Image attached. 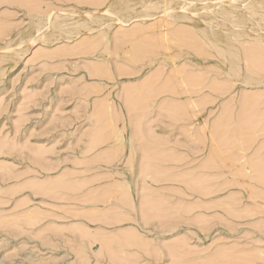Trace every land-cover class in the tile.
I'll return each mask as SVG.
<instances>
[{
  "label": "rangeland",
  "instance_id": "rangeland-1",
  "mask_svg": "<svg viewBox=\"0 0 264 264\" xmlns=\"http://www.w3.org/2000/svg\"><path fill=\"white\" fill-rule=\"evenodd\" d=\"M27 1L0 0V264H264V0H174L170 17L161 4L128 26L90 21L77 41L51 25L34 45L50 6L83 23L92 4Z\"/></svg>",
  "mask_w": 264,
  "mask_h": 264
},
{
  "label": "bare ground",
  "instance_id": "bare-ground-1",
  "mask_svg": "<svg viewBox=\"0 0 264 264\" xmlns=\"http://www.w3.org/2000/svg\"><path fill=\"white\" fill-rule=\"evenodd\" d=\"M30 3H31V1L30 0H28ZM27 1V2H28ZM37 1V0H36ZM81 1H83V0H81ZM85 1H87L88 2V4L89 3H91L92 4V6H93V4H94V2H96L97 3V5L95 6H90V4H89V6H90V10L88 11V16L87 17H85V19H83L84 21H83V23H81L80 22V20H77V21H74L73 22V20L72 19H70V20H72V22L70 23V21L68 22V21H66L60 14H62V13H59V12H55V14L52 16L50 13L53 11V8L50 6V8H48L49 10H46L47 11V16L44 18V17H42V18H40L39 20H38V22H37V27H36V31H35V34H33L32 33V35H30L29 37H28V42L29 43H31V44H33V43H35V42H37V41H43L44 43L46 42V41H48L47 39V36H48V34H47V28H50L51 29V25H53L55 28H58V31H60V33H59V35H62V37L66 34V35H68L67 36V39H68V41L69 40H74L75 39V41H77L76 39V37L79 35V31L81 30L80 29V27H87V26H89V22L90 21H93V22H98V23H100V25L99 26H104V25H106L107 27H109L110 26V24L111 23H109L110 21H113V20H115L116 22H119V23H121V26L123 27V26H128V24H129V20H132L133 18H137V17H140V18H142V17H149V16H152V15H154V13L152 12L153 10H158L160 7H162L161 6V4L163 5V7L164 8H162L163 10H161L162 12L163 11H166V9L167 8H170V7H168V5L170 4V3H172L174 0H142V1H140L139 3H140V5H141V8H140V11H138L137 13H135V14H133V13H125L124 15H122L121 13L123 12H127V11H130L131 10V8H134L135 7V4H129V2H124L123 3V5L120 7L121 8V10H114L113 11V6L112 5H106V7H105V10H106V12H108L106 15H102V14H100V15H98V14H95V13H93L92 12V10H95L96 8H97V10L99 9V8H101L100 7V5H102V3H103V5H105L108 1H110V0H104L105 1V3L104 2H98V1H100V0H95V1H92V0H90V1H92V2H90V1H88V0H85ZM177 1V0H176ZM180 1V0H179ZM190 1H192V0H190ZM194 1V0H193ZM192 1V2H193ZM204 1V0H203ZM207 1V0H206ZM210 1V0H209ZM209 1H207V2H209ZM2 2V1H1ZM41 2V1H40ZM87 2H85V4L86 5H88L87 4ZM182 2V1H181ZM186 2H187V0H186ZM191 2V3H192ZM226 2V1H225ZM232 2H234L233 0H232ZM251 2V1H250ZM11 3V2H10ZM98 3H99V5H98ZM215 3V2H214ZM255 3V2H254ZM261 3H263V2H261ZM112 4H114L113 2H112ZM173 4H175V3H173ZM183 4H186V3H182L181 4V6L183 5ZM220 4V3H219ZM257 4H259L258 2H257ZM81 5H84V3L83 4H81ZM171 5V4H170ZM169 5V6H170ZM177 5V4H176ZM221 5V4H220ZM260 5V4H259ZM263 5V4H262ZM166 6V7H165ZM184 6V5H183ZM207 6V5H206ZM209 6V5H208ZM216 6H218V5H216ZM216 6H214V7H216ZM235 6H238V5H235ZM248 6H249V4H248ZM32 7V6H31ZM39 7V6H38ZM76 7V6H75ZM174 7V6H173ZM180 7V4H178V8ZM214 7H212V8H214ZM250 7V6H249ZM254 7V6H253ZM37 8V7H36ZM185 8V7H184ZM194 8V7H193ZM206 8V7H205ZM204 8V9H205ZM211 8V9H212ZM222 9H223V7H221ZM233 8V7H232ZM39 9V8H38ZM76 9H78V8H74L73 10H71V12L72 13H76L77 11H76ZM161 9V8H160ZM179 9H181V8H179ZM186 9V8H185ZM190 9V8H189ZM192 9V8H191ZM191 9H190V11H191ZM208 9H210V8H208ZM228 9V8H227ZM36 10V9H35ZM100 10V9H99ZM127 10V11H126ZM171 10H175L174 8H172L171 7ZM201 10V9H200ZM217 10V9H216ZM216 10H215V12H216ZM253 10V9H252ZM257 10V9H256ZM261 10H262V8H261ZM29 11V10H28ZM42 11V10H41ZM168 11H169V9H168ZM178 11V10H177ZM182 11H184V10H182ZM187 11V10H186ZM190 11H188V12H190ZM205 11V10H204ZM221 10H219V12H220ZM254 11V10H253ZM252 11V12H253ZM176 11H174V13H175ZM179 12V11H178ZM194 12V11H193ZM207 12V11H206ZM235 12V11H234ZM237 12V11H236ZM257 12V11H256ZM38 13V12H37ZM45 13V12H44ZM43 13V14H44ZM164 13V12H163ZM167 13V11L164 13V16H165V14ZM209 13V12H208ZM214 13V12H213ZM222 15H224V16H226V17H229L228 19H230V17H231V15L233 14V12L230 10L229 11V9L228 10H226L225 9V11L223 10L222 12ZM263 13V12H262ZM172 14H173V12H172ZM171 13H170V15H172ZM176 14V13H175ZM178 14H180V12L178 13ZM193 14V13H192ZM191 14V15H192ZM195 14V13H194ZM210 14V13H209ZM235 14V13H234ZM240 14V13H239ZM257 14V13H256ZM167 15V14H166ZM170 15H167V16H169L170 17ZM196 15H197V12H196ZM208 15V14H207ZM220 15V14H219ZM221 15V16H222ZM245 15V14H244ZM249 15H252L251 13L249 14ZM255 15V14H254ZM258 15H259V13H258ZM263 15H264V13H263ZM45 16V15H44ZM188 16H190L189 14H188ZM195 16V15H194ZM210 16H212V15H210ZM218 16V15H217ZM256 16V15H255ZM10 17V16H9ZM176 17H177V15H176ZM180 17V16H179ZM192 17V16H191ZM209 17V16H208ZM223 17V16H222ZM225 17V18H226ZM172 18V17H171ZM170 18V19H171ZM183 18V17H182ZM186 18H188V17H186ZM190 18V17H189ZM188 18V19H189ZM212 18H215V17H212ZM218 18V17H217ZM234 18V17H233ZM236 18H238V17H236ZM242 19H243V16L241 17ZM1 19V18H0ZM37 19V18H36ZM167 19H168V17H167ZM172 19H174V18H172ZM179 19V18H178ZM209 19H210V17H209ZM218 19H220V18H218ZM240 18H238V20H239ZM249 19V18H248ZM68 20V19H67ZM175 20H177V18L175 19ZM204 20V19H203ZM208 20V19H207ZM244 20V19H243ZM258 20V19H257ZM264 20V19H263ZM82 21V20H81ZM211 21H213V19H211ZM211 21H209V23L211 22ZM215 21V20H214ZM217 21V20H216ZM230 21V20H229ZM260 22H262L261 20H259ZM10 22V21H9ZM131 22V21H130ZM170 22V21H169ZM226 22V21H225ZM233 22V21H232ZM238 22V21H237ZM243 22V21H242ZM8 23V22H7ZM91 23V22H90ZM172 23V22H171ZM208 23V24H209ZM221 23H223L222 21H221ZM228 23H230V22H228ZM227 23V24H228ZM238 23H240V21L238 22ZM244 23V22H243ZM95 24V23H94ZM97 24V23H96ZM95 24V25H96ZM224 24V23H223ZM232 24H235V22L234 23H232ZM264 24V23H263ZM114 25V24H113ZM112 25V26H113ZM129 25H131V24H129ZM211 25V24H210ZM213 25V24H212ZM211 25V26H212ZM220 25V24H219ZM231 25V24H230ZM236 25H238V24H236ZM240 25H242L243 26V24L241 23ZM245 25V24H244ZM111 26V27H112ZM233 28H239L238 26L237 27H234L233 25H231ZM264 26V25H263ZM93 27V26H92ZM213 27H214V25H213ZM218 27V26H217ZM226 27H227V25H226ZM54 28V29H55ZM98 28V27H97ZM101 28V27H100ZM104 28V27H103ZM183 28V27H182ZM215 28V27H214ZM228 28V27H227ZM80 29V30H79ZM95 29V28H94ZM178 29H180V28H178ZM213 29V28H212ZM241 29H242V27H241ZM0 30H1V28H0ZM49 30V29H48ZM107 29L105 28L104 29V31H106ZM142 30L144 31L145 29L144 28H142ZM230 30H231V28H230ZM245 30V29H244ZM244 30H243V32H244ZM30 31V30H29ZM31 31H33V29L31 30ZM43 31V32H42ZM90 31H92V30H90ZM102 31V30H101ZM111 31V30H110ZM112 31H113V29H112ZM122 31V30H121ZM120 31V32H121ZM141 31V30H140ZM139 31V29L138 28H135V29H133V31H128V30H124V31H122L123 33L121 34V37L122 36H124V38H123V40L125 39H128V41L131 39V38H138V33L140 32ZM143 31H141V32H143ZM218 31V30H217ZM233 31V30H232ZM241 31V30H240ZM2 32V31H1ZM51 32V31H50ZM57 32V31H56ZM82 32V31H81ZM118 32V31H117ZM177 32H178V30H177ZM181 32V31H180ZM203 32V31H202ZM215 32V31H214ZM239 32V31H238ZM237 32V33H238ZM5 33V32H4ZM174 33V32H173ZM176 33V32H175ZM209 34H207V38H210L211 39V37H212V35H210V32H208ZM229 33H231V32H229ZM236 33V32H235ZM2 34V33H1ZM52 34V33H51ZM50 34V35H51ZM64 34V35H63ZM71 34H73V35H77V36H75V37H73ZM109 34V33H108ZM119 34V33H118ZM120 34H119V36H120ZM179 34V33H178ZM187 34V33H186ZM216 34V33H215ZM241 34H244V33H241ZM49 35V36H50ZM71 35V36H70ZM105 35H107V34H105ZM183 35V34H182ZM208 35H210L211 37H208ZM231 35V34H230ZM235 35H240V34H235ZM56 36V35H55ZM241 36V35H240ZM57 37V36H56ZM55 37V38H56ZM95 37V36H94ZM110 37V36H109ZM121 37H118V39L119 38H121ZM140 37V36H139ZM190 37V36H189ZM231 37V36H230ZM234 37H236V36H234ZM50 38V37H49ZM57 38H59V37H57ZM61 38V37H60ZM79 38V37H78ZM87 38V37H86ZM108 38V37H107ZM170 38V37H169ZM206 38V39H207ZM241 38V37H240ZM24 39H26V38H24ZM65 39V38H64ZM91 39H94V38H91ZM116 39V38H115ZM140 39V38H139ZM172 39V38H171ZM210 39H208L209 41H211ZM237 39V38H236ZM56 40V39H55ZM54 40V41H55ZM66 40V39H65ZM98 40V39H97ZM108 40H110L109 38H108ZM121 40H122V38H121ZM166 40H168L167 38H166ZM51 41V40H50ZM106 41V40H105ZM119 41V40H118ZM130 41H132V39L130 40ZM145 41V40H144ZM174 41H175V39H174ZM198 41H199V39H198ZM208 41V42H209ZM218 41H222L221 39L220 40H218ZM237 41V40H236ZM52 42V41H51ZM96 42V41H95ZM95 42H89V41H87V43L88 44H90V45H93ZM116 42V41H115ZM120 42V41H119ZM138 42V41H137ZM184 42H186V41H184ZM211 42H214V41H211ZM235 42V41H234ZM81 43H83V42H81ZM110 43V42H109ZM127 43V42H126ZM148 43V42H147ZM167 43V42H166ZM170 43V42H169ZM175 43V42H174ZM203 43V42H202ZM215 43H218V42H216L215 41ZM224 43H227V44H229L228 42H224ZM86 44V43H85ZM108 44V43H107ZM106 44V45H107ZM141 44V43H140ZM145 44V43H144ZM172 44V43H171ZM220 44V43H219ZM223 44V43H222ZM233 44V43H232ZM34 45V44H33ZM74 45V44H73ZM114 45V44H113ZM174 45V44H173ZM214 45V44H213ZM216 45V44H215ZM105 46V45H104ZM218 46V45H217ZM226 46V45H225ZM232 46V45H231ZM65 47V46H64ZM74 47V46H73ZM88 47V46H87ZM86 47V48H87ZM107 47V46H106ZM114 47V46H113ZM131 47V46H130ZM136 47H137V45H136ZM139 47V46H138ZM229 46H227V48H228ZM233 47H235V45L233 46ZM89 48V47H88ZM91 48V47H90ZM94 48V47H93ZM132 48V47H131ZM147 48V47H146ZM230 48V47H229ZM228 48V49H229ZM78 49V44H77V46H75L73 49L72 48H69V47H67V48H62V49H60V51L59 50H57L59 53L60 52H62V53H65V54H63V55H65L66 56V54H68V53H71V52H74V51H76ZM95 49V48H94ZM98 49V48H97ZM170 49V48H169ZM13 50V49H12ZM62 50V51H61ZM82 50V49H81ZM109 49L107 48V51H108ZM125 50H127L126 48H125ZM141 50H142V48H141ZM202 50V49H201ZM225 50V49H224ZM232 50V48H230L229 49V51H230V53L232 54V55H236V52L235 51H231ZM237 50H238V48H237ZM56 51V52H57ZM89 51V53H90V50H88ZM92 51V50H91ZM96 51V50H95ZM99 51H101V49L99 50ZM99 51H97V52H99ZM114 51V50H113ZM128 51V50H127ZM130 51V54H131V57H135L136 58V56L137 57H139L140 56V54H141V51H140V48H132V49H130L129 50ZM144 51H145V49H144ZM196 51V50H195ZM209 51V50H208ZM222 50H220L219 52H221ZM228 51V52H229ZM15 52V51H14ZM23 52H25L24 50H23ZM41 52H43V50L41 51ZM149 52V51H148ZM199 52V51H198ZM225 52H226V50H225ZM11 53H13V52H11ZM21 53H22V51H21ZM44 53H45V51H44ZM61 53V54H62ZM82 53V52H81ZM87 53V52H86ZM89 53H87V54H89ZM95 53V52H94ZM107 53H110V50H109V52H107ZM126 53V52H125ZM129 53V52H128ZM140 53V54H139ZM152 53V52H151ZM150 53V54H151ZM206 53V52H205ZM204 53V54H205ZM222 53H224L223 51H222ZM17 54H18V52H17ZM43 54V53H42ZM56 54V53H55ZM76 54V53H75ZM102 54V53H101ZM115 54V52H113V55ZM118 54V51H117V53L115 54V55H117ZM127 54V53H126ZM136 54H138V55H136ZM9 55H10V53H9ZM15 55V57H17V56H19L20 57V54H18V55H16V53L14 54ZM36 55V54H35ZM51 55V54H50ZM63 55H61V56H63ZM70 55V54H69ZM80 55V54H79ZM83 55V54H82ZM94 55V54H93ZM110 55H111V53H110ZM144 55H145V53H144ZM208 55H209V53H208ZM7 57H9V58H11L10 56H8V55H6ZM13 56V55H12ZM22 56V55H21ZM37 56V55H36ZM60 56V55H59ZM112 56V55H111ZM125 56V55H124ZM130 56V55H129ZM224 56V55H223ZM4 57V56H3ZM19 57H17V58H19ZM44 57V56H43ZM101 57V56H100ZM128 57V56H127ZM48 58V57H47ZM130 58V57H129ZM237 58V57H236ZM253 58V57H252ZM1 59H3V58H1ZM7 59V58H6ZM12 59H14V57L12 58ZM16 59V58H15ZM131 59V58H130ZM134 59V58H133ZM232 59V58H231ZM34 60V59H33ZM39 60V59H38ZM234 60V59H233ZM239 60V59H238ZM3 61V60H2ZM131 61H132V59H131ZM137 61V60H136ZM33 62V61H32ZM233 62H235V61H233ZM238 62V61H237ZM1 63H3V62H1L0 61V64ZM56 65V64H55ZM236 64H234L233 65V69L235 70H233L235 73H236V70L237 69H235V66ZM97 67V66H96ZM95 67V68H96ZM126 67V66H125ZM125 67H123V68H125ZM65 68V67H64ZM93 68V67H92ZM91 68V69H92ZM100 69H98L99 70V72L101 73L102 71H101V67H99ZM75 70V69H74ZM94 70V69H93ZM98 70H95L96 72L98 71ZM137 70V69H136ZM128 71V70H127ZM181 71V70H180ZM126 72V71H125ZM129 72H130V70H129ZM133 72H136V71H133ZM178 72V71H177ZM192 72V71H191ZM94 73V72H93ZM127 73V72H126ZM181 73H183V72H181ZM181 73H180V75H181ZM186 73V72H185ZM238 73V72H237ZM158 74V73H157ZM159 76H161V75H159ZM201 76V75H200ZM175 77V76H174ZM188 77H189V74H188ZM184 78H185V76H184ZM151 79V78H150ZM186 79H187V77H186ZM247 79L248 80H257V81H260V82H262V80H260V79H255V77H247ZM198 80V79H197ZM158 81V80H157ZM140 82H142V81H140ZM145 82V81H144ZM180 82V81H179ZM186 82V81H185ZM203 82V81H202ZM164 83V82H163ZM176 83V82H175ZM201 83V82H200ZM204 83V82H203ZM145 84V83H144ZM149 84V83H148ZM181 84V83H180ZM187 84H188V82H187ZM217 84V83H216ZM154 85V84H153ZM167 85V84H166ZM179 85V84H178ZM178 85H177V87H178ZM189 85V84H188ZM214 86H215V83H214ZM213 86V87H214ZM210 87V86H209ZM221 87V86H220ZM224 87V86H223ZM126 88H128V87H126ZM135 88V87H134ZM133 88V89H134ZM140 87H138V89H139ZM141 88L144 90V88H143V86H141ZM140 88V90L142 91V89ZM170 88V87H169ZM138 89H136L137 91H138ZM158 89V88H157ZM176 89V88H175ZM210 89V88H209ZM214 89V88H213ZM219 89V88H218ZM127 90V89H126ZM130 90V89H129ZM131 90H132V88H131ZM147 90V89H146ZM185 90V89H184ZM150 91V90H149ZM218 91V90H217ZM220 91V90H219ZM129 92V91H128ZM160 92V91H159ZM138 93H139V91H138ZM137 93V94H138ZM144 93V92H143ZM176 93V92H175ZM178 93V92H177ZM180 93V92H179ZM186 93V92H185ZM85 94V93H84ZM131 94V93H130ZM136 94V95H137ZM189 94V93H188ZM128 95V94H127ZM149 95V94H148ZM147 95V96H148ZM178 95V94H177ZM29 96V95H28ZM129 96V95H128ZM146 96V95H145ZM86 97V96H85ZM87 97H88V95H87ZM126 97V96H125ZM28 98V97H27ZM135 98V97H134ZM141 99V98H140ZM130 101V100H129ZM134 101V100H133ZM139 101V100H138ZM132 103V102H131ZM138 104V103H137ZM136 105V104H135ZM149 106V105H148ZM166 106V105H165ZM19 109V108H18ZM22 109V108H21ZM147 109V108H146ZM20 110V109H19ZM177 110V109H176ZM20 111H22V110H20ZM171 112V111H170ZM139 115V114H138ZM145 115V114H144ZM229 115V114H228ZM24 116V115H23ZM101 117V116H100ZM104 117V116H103ZM146 117V116H145ZM232 118V117H231ZM16 119H18V118H16ZM228 119V118H227ZM19 120H20V118H19ZM25 119H23V121H24ZM102 120V119H101ZM123 122V121H122ZM20 123V122H19ZM135 123V122H134ZM215 124V123H214ZM219 124H220V122H219ZM217 125H218V123H217ZM222 126V125H221ZM214 127V126H213ZM218 128V127H217ZM233 128V127H232ZM224 129V128H223ZM212 130V129H211ZM215 130V129H214ZM222 130V129H221ZM148 132H149V130H147ZM152 131V130H151ZM226 131V130H225ZM213 133V132H212ZM30 134V133H29ZM137 134V133H136ZM155 134V133H154ZM215 134V133H214ZM223 134V133H222ZM105 135V134H104ZM220 135V134H219ZM30 136H31V134H30ZM138 136V135H137ZM151 136H152V134H151ZM157 136V135H156ZM218 136V135H217ZM153 137V136H152ZM151 137V138H152ZM110 138V137H109ZM155 138V137H154ZM218 138V137H217ZM216 138V139H217ZM104 139V138H103ZM139 139V138H138ZM144 139V138H143ZM158 139V138H157ZM27 140V139H26ZM100 140V139H99ZM150 140V139H149ZM215 140V139H214ZM103 141H105V140H103ZM0 142H1V140H0ZM147 142V141H146ZM225 142V141H224ZM11 143V142H10ZM19 143V142H18ZM164 143V142H163ZM222 143V142H221ZM8 144V143H7ZM147 144V143H146ZM158 144V143H157ZM224 144V143H223ZM113 145V144H112ZM216 145V144H215ZM222 145V144H221ZM221 145H220V147H221ZM2 146L3 145H1V148H2ZM5 146H7V145H5ZM11 146H12V143H11ZM219 146V145H218ZM8 147V146H7ZM10 147V146H9ZM13 147V146H12ZM30 147V146H29ZM4 148V147H3ZM139 148V147H138ZM225 148V147H224ZM11 149V148H10ZM13 149V148H12ZM42 149V148H41ZM155 149V148H154ZM226 149V148H225ZM8 150V149H7ZM110 150V149H109ZM108 150V151H109ZM144 150V149H143ZM150 150V149H149ZM214 150V149H213ZM2 151V150H1ZM9 151V150H8ZM115 151V150H114ZM135 151V150H134ZM145 151H147V150H145ZM162 151V150H161ZM85 153H86V151H85ZM118 153V152H117ZM161 153H163V152H161ZM214 153V152H213ZM111 154V153H110ZM115 154V153H114ZM158 154V153H157ZM211 154V153H210ZM119 155V154H118ZM160 155V154H159ZM169 155V154H168ZM215 155V154H214ZM100 156V155H99ZM109 156V155H108ZM157 156V155H156ZM165 156H167V155H165ZM219 156V155H218ZM114 157V156H113ZM122 157V156H121ZM158 158H159V156H157ZM216 157V156H215ZM40 158V157H39ZM108 158V157H107ZM165 158V157H164ZM163 158V159H164ZM211 158V157H210ZM221 158V157H220ZM219 158V159H220ZM223 158V157H222ZM46 159V158H45ZM116 159V158H115ZM156 159V158H155ZM161 159V158H160ZM224 159V158H223ZM109 160V159H108ZM112 160V159H111ZM117 160V159H116ZM114 161V160H113ZM160 161V160H159ZM163 161V160H162ZM48 162V161H47ZM172 162H174V161H172ZM175 163V162H174ZM208 163V162H207ZM148 164V163H147ZM150 164V163H149ZM155 164V163H154ZM223 165V164H222ZM145 166V165H144ZM156 167H157V165H156ZM213 167V166H212ZM141 168H142V166H141ZM162 168V167H161ZM145 169V168H144ZM208 169V168H207ZM256 169V168H255ZM153 170V169H152ZM161 170H163V169H161ZM160 170V171H161ZM153 171H155V170H153ZM166 171V170H165ZM33 171H31V173H32ZM151 172V171H150ZM149 172V173H150ZM159 172V171H158ZM141 173V172H140ZM147 172H145V174H146ZM160 173V172H159ZM163 173V172H162ZM189 173V172H188ZM145 174L143 173V175H144V177H145ZM140 175H142V174H140ZM143 175H142V177H143ZM147 175V174H146ZM152 175H154V174H152ZM168 175V174H167ZM184 175H186V173L184 174ZM112 176V175H111ZM148 176V175H147ZM158 176V175H157ZM212 176V175H211ZM152 177V176H151ZM151 177H149V178H151ZM154 177V176H153ZM175 177V176H174ZM179 177V176H178ZM200 177V176H199ZM262 177V176H261ZM37 178V177H36ZM101 178H103V177H101ZM108 178V177H107ZM137 178V177H136ZM146 178V177H145ZM193 178V177H192ZM32 179V178H31ZM59 179V178H58ZM138 179V178H137ZM152 179H155V178H152ZM158 179V178H157ZM163 179V178H162ZM190 179V178H189ZM201 179V178H200ZM123 180V179H122ZM143 180V179H142ZM188 180V179H187ZM40 181V180H39ZM60 181V180H59ZM125 181V180H124ZM137 181V180H136ZM146 181H147V179H146ZM153 181H155V180H153ZM164 181V180H163ZM175 181V180H174ZM190 180H188V182H189ZM208 181V180H207ZM52 182V181H51ZM50 182V183H51ZM56 182V181H55ZM74 182V181H73ZM108 182V181H107ZM116 182V184H117V181H115ZM120 182V181H119ZM178 182V181H177ZM191 182H193V180H191ZM195 182V181H194ZM49 183V184H50ZM126 183V182H125ZM128 183V182H127ZM182 183V182H181ZM190 183V182H189ZM188 183V184H189ZM197 183V182H196ZM77 184H79V183H77ZM106 184V183H105ZM114 184V183H113ZM131 184V183H130ZM183 184V183H182ZM194 184V183H193ZM62 185V184H61ZM119 185V184H118ZM122 185V184H121ZM51 186V185H50ZM60 186V185H59ZM75 186V185H74ZM145 186V185H144ZM143 186V187H144ZM214 186V185H213ZM62 187V186H61ZM114 187V186H113ZM205 187V186H204ZM37 188V187H36ZM49 188V187H48ZM63 188V187H62ZM77 188V187H76ZM124 188V187H123ZM152 188H154V187H152ZM164 188V187H163ZM28 189H30V188H28ZM39 189V188H38ZM46 189V188H45ZM54 189V188H53ZM64 189V188H63ZM70 189V188H69ZM126 189V188H125ZM148 189V188H147ZM185 189H186V187H185ZM204 189V188H203ZM37 190V189H36ZM43 190V189H42ZM50 190V189H49ZM164 190H166V189H164ZM200 190V189H199ZM202 190V189H201ZM200 190V191H201ZM38 191V190H37ZM68 191V190H67ZM71 191V190H70ZM77 191V190H76ZM113 191V190H112ZM123 191V190H122ZM127 191V190H126ZM129 191V190H128ZM191 191V190H190ZM45 192V191H44ZM101 192V191H100ZM114 192V191H113ZM117 192V191H116ZM132 192V191H131ZM148 192V191H147ZM176 192V191H175ZM41 193V192H40ZM42 193H43V191H42ZM41 193V194H42ZM59 193V192H58ZM85 193V192H84ZM105 193V192H104ZM112 193V192H111ZM198 193H199V191H198ZM87 194V193H86ZM91 194H92V192H91ZM106 194V193H105ZM128 194V193H127ZM129 194L131 195V193L129 192ZM178 194V193H177ZM238 194V193H237ZM101 195V194H100ZM120 195H122V194H120ZM126 195V194H125ZM144 195V194H143ZM150 195H151V193H150ZM201 195V194H200ZM83 196H85V195H83ZM87 196V195H86ZM110 196H111V194H110ZM129 196V195H128ZM153 196V195H152ZM151 196V197H152ZM166 196V195H165ZM60 197V196H59ZM109 197V196H108ZM112 197V196H111ZM123 197V196H122ZM130 197V196H129ZM206 197V196H205ZM79 198V197H78ZM119 198V197H118ZM89 199V198H88ZM117 199V198H116ZM116 199H114V200H116ZM121 199V198H120ZM149 199V198H148ZM155 199V198H154ZM90 200V199H89ZM96 200V199H95ZM103 200V199H102ZM125 200V199H124ZM152 200V199H151ZM238 200V199H237ZM121 201V200H120ZM119 201V202H120ZM131 201H133L132 199H131ZM144 201V200H143ZM146 201V200H145ZM178 201V200H177ZM215 201V200H214ZM86 202V201H85ZM111 202V201H110ZM142 202V201H141ZM148 202V201H147ZM181 202V201H180ZM221 201H219V203H220ZM99 203V202H98ZM97 203V204H98ZM126 203H127V201H126ZM194 203H195V201H194ZM208 203V202H207ZM218 203V204H219ZM224 203V202H223ZM222 203V204H223ZM101 204V203H100ZM125 204V203H124ZM146 204V203H145ZM145 204H144V207H145ZM150 204V203H149ZM176 204V203H175ZM174 204V205H175ZM181 204V203H180ZM185 204H187V202L185 203ZM129 205V204H128ZM133 206H134V204H132ZM131 205V206H132ZM154 205V204H153ZM188 205H190V204H188ZM195 205V204H194ZM125 206V205H124ZM151 206V205H150ZM177 206V205H176ZM219 206V205H218ZM237 206V205H236ZM114 207V206H113ZM207 206H205V208H206ZM215 207V206H214ZM61 208V207H60ZM105 208V207H104ZM122 208V207H121ZM182 208V207H181ZM213 208V207H212ZM225 208V207H224ZM230 208V207H229ZM93 209V208H92ZM133 209V208H132ZM149 209V208H148ZM147 209V210H148ZM154 209V208H153ZM156 209V208H155ZM186 209L187 208H185V211H186ZM207 209V208H206ZM61 210V209H60ZM63 210H64V208H63ZM98 210V209H97ZM101 210V209H100ZM113 210V209H112ZM143 210H144V208H143ZM157 210V209H156ZM179 210V209H178ZM234 210V209H233ZM32 211V210H31ZM103 211H105V210H103ZM228 211V210H227ZM230 211V210H229ZM71 212V211H70ZM125 212V211H124ZM146 212V211H145ZM187 212V211H186ZM236 212V211H235ZM234 212V213H235ZM41 213V212H40ZM120 213V212H119ZM123 213V212H122ZM126 213H127V211H126ZM156 213H157V211H156ZM188 213V212H187ZM186 213V214H187ZM190 213V212H189ZM230 213V212H229ZM232 213H233V211H232ZM39 214V213H38ZM72 214V213H71ZM70 214V215H71ZM114 214H116V213H114ZM128 214V213H127ZM146 214V213H145ZM75 215V214H74ZM150 215V214H149ZM149 215H147V216H149ZM195 215V214H194ZM213 215V214H212ZM57 216H59V215H57ZM104 216V215H103ZM122 216V215H121ZM144 216V215H143ZM146 216V217H147ZM214 216V215H213ZM229 216V215H228ZM31 217V216H30ZM109 217V216H108ZM116 218H117V216H115ZM134 217V216H133ZM178 218H179V216H177ZM202 217V216H201ZM207 217V216H206ZM220 217V216H219ZM218 217V218H219ZM223 217V216H222ZM116 218L114 219V221L116 220ZM119 218V217H118ZM123 218H125V217H123ZM128 218V217H127ZM130 218V217H129ZM145 218V217H144ZM170 218V217H169ZM224 218V217H223ZM234 218V217H233ZM99 219V218H98ZM108 220L110 219V218H107ZM131 219V218H130ZM146 220H147V218H145ZM167 219V218H166ZM191 219V218H190ZM92 220V219H91ZM106 220V219H105ZM119 220H120V218H119ZM125 220H126V218H125ZM129 220V219H128ZM134 220V219H133ZM189 220V219H188ZM29 221V220H28ZM95 221H97V220H95ZM104 221V220H103ZM107 221V220H106ZM164 221V220H163ZM224 221V220H223ZM118 222V221H117ZM200 223H201V221H200ZM230 223V222H229ZM108 224V223H107ZM172 224V223H171ZM231 224V223H230ZM236 224V223H235ZM239 224V223H238ZM108 226V225H107ZM110 226V225H109ZM199 229H201V228H199ZM128 230V229H127ZM133 230H135V229H133ZM57 231V230H56ZM55 231V232H56ZM103 231H104V229H103ZM122 231V230H121ZM137 231V230H136ZM135 232V231H134ZM100 234V233H99ZM133 235V234H132ZM120 236V235H119ZM128 236V235H127ZM103 238V237H102ZM102 238H101V240H102ZM108 238V237H107ZM132 238V237H131ZM105 239H106V237H105ZM139 239V238H138ZM137 239V240H138ZM143 239V238H142ZM217 239V238H216ZM144 240H146V238L144 239ZM260 240V239H259ZM88 241V240H87ZM96 241V240H95ZM253 241V240H252ZM105 242V241H104ZM145 242V241H144ZM150 242V241H149ZM151 243V242H150ZM215 243V242H214ZM88 244H89V242H88ZM107 244V243H106ZM110 244V243H109ZM117 244V243H116ZM133 244V243H132ZM144 244H146V243H144ZM86 245V244H85ZM108 245V244H107ZM124 245H125V241H124ZM105 246V245H104ZM175 246V245H174ZM229 246V245H228ZM133 247V246H132ZM168 247V246H167ZM171 247V246H170ZM177 247V246H176ZM178 247H180V246H178ZM106 248H108V247H106ZM129 248V247H128ZM215 248V247H214ZM221 248V247H220ZM229 248V247H228ZM226 249V248H225ZM224 249V250H225ZM232 249V248H231ZM87 250V249H86ZM143 250V249H142ZM169 250V249H168ZM223 250V249H222ZM83 251V250H82ZM155 251V250H154ZM177 251V250H176ZM191 251V250H190ZM202 251V250H201ZM238 251V250H237ZM115 252V251H114ZM178 252V251H177ZM205 252V251H204ZM132 253V252H131ZM157 253V252H156ZM214 253V252H213ZM218 253V252H217ZM220 253V252H219ZM223 253V252H222ZM226 253V252H225ZM236 253V252H235ZM150 254H152V252L150 253ZM125 255V254H124ZM132 255V254H131ZM233 255V254H232ZM216 256V255H215ZM128 257V256H127ZM130 257V256H129ZM230 257V256H229ZM238 257V256H237ZM211 260V259H210ZM216 263V262H215ZM187 264H188V262H187Z\"/></svg>",
  "mask_w": 264,
  "mask_h": 264
}]
</instances>
